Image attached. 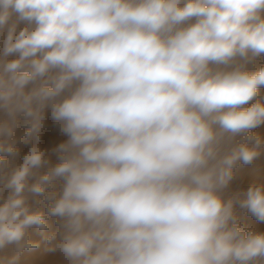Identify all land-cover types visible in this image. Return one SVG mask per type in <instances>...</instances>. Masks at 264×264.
<instances>
[{
    "label": "clouds",
    "instance_id": "9594fccd",
    "mask_svg": "<svg viewBox=\"0 0 264 264\" xmlns=\"http://www.w3.org/2000/svg\"><path fill=\"white\" fill-rule=\"evenodd\" d=\"M0 35V153L15 155L20 114L38 142L48 106L68 136L45 174L38 143L8 173L0 264L39 247L30 229L50 217L46 251L68 264H264V232L235 210L264 222V183L224 198L264 149V100L242 107L264 86L246 67L264 54V0H0Z\"/></svg>",
    "mask_w": 264,
    "mask_h": 264
},
{
    "label": "rangeland",
    "instance_id": "374dc122",
    "mask_svg": "<svg viewBox=\"0 0 264 264\" xmlns=\"http://www.w3.org/2000/svg\"><path fill=\"white\" fill-rule=\"evenodd\" d=\"M13 20L16 19V14H13ZM190 22H195V18ZM27 22H20L17 27V32L25 27ZM7 29L4 30V35H6ZM3 35H0V53H2L3 47ZM18 54H13L8 57L9 59H14ZM247 70L255 71L264 67V54L260 55L253 61L249 62L247 65ZM31 87V85H29ZM66 91L64 95H67ZM257 100H264V86H261L258 92L257 97L252 101H249L247 105L242 107H249L252 103H255ZM7 119V114L5 111L0 110V122ZM18 123L15 127L12 141H14L15 155H9L0 153V156L6 160V165L0 167V205H2L9 195V190L3 188L6 177L12 169L18 167L23 163L24 155L30 150L32 143H38L40 149L43 150L45 159L47 163L41 166L37 172V175L45 174L51 167H54L61 161L58 159L60 155L57 150L58 146L61 143H64L68 140V136L61 132L60 126L54 121L51 115V107L48 106L44 109V123L40 133L39 141H29V138L26 136L28 128L30 127L28 121L20 114L17 118ZM251 133L258 135L264 140V124H261L255 129L251 130ZM237 141L243 139V136H237ZM36 176L29 178V183L34 182ZM253 183H264V149L261 151V155L254 160L250 165L239 164L234 170V178L231 181L227 189L224 190V198L227 199L231 195L242 192L246 190ZM63 180L57 179L53 181L52 185L48 188L45 195L50 192H55L59 194L62 191ZM39 201V203H37ZM28 203L33 207L41 211L46 212L48 204L50 201H47L44 197H36L32 194H29ZM236 214L239 217V222L243 228L246 230H253L256 232H264V222L258 221L253 215H251L247 210L240 209L239 206H236ZM59 228L58 219L56 217L49 218V227L45 232H41L38 229H30L31 239L33 241L39 242V247L34 248L29 251H25L21 257L20 264H68L67 260L59 252L51 253L46 251V244L44 243L43 236L45 234H50L53 231H57ZM11 254L12 249L8 250Z\"/></svg>",
    "mask_w": 264,
    "mask_h": 264
}]
</instances>
